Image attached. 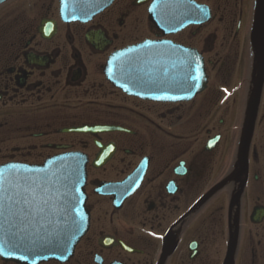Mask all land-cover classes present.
I'll return each instance as SVG.
<instances>
[{
	"label": "flooded vegetation",
	"instance_id": "1",
	"mask_svg": "<svg viewBox=\"0 0 264 264\" xmlns=\"http://www.w3.org/2000/svg\"><path fill=\"white\" fill-rule=\"evenodd\" d=\"M61 7L0 3V167L85 158L88 231L63 264H264V0H112L85 22ZM147 42L198 56L203 90L150 101L106 81Z\"/></svg>",
	"mask_w": 264,
	"mask_h": 264
},
{
	"label": "water",
	"instance_id": "2",
	"mask_svg": "<svg viewBox=\"0 0 264 264\" xmlns=\"http://www.w3.org/2000/svg\"><path fill=\"white\" fill-rule=\"evenodd\" d=\"M74 2L62 0V18L69 15L70 20L85 22L112 0H92L91 5L88 0ZM155 48L153 43L147 42L112 55L103 70L106 81L130 96L150 101L184 102L203 90L206 79L198 56L173 45H163L158 53ZM75 131L88 132V127ZM85 165L81 155H61L40 167L19 164L0 167V184L4 189L0 193V237L10 249L7 233L15 224L17 230H26L22 235L34 241L28 245L31 251L20 248L13 256H0L2 262L63 264L72 258L88 231ZM25 180L34 182L31 193L26 192ZM37 202L39 217H26V203L32 207ZM22 254L28 259H20Z\"/></svg>",
	"mask_w": 264,
	"mask_h": 264
},
{
	"label": "snow or ice",
	"instance_id": "3",
	"mask_svg": "<svg viewBox=\"0 0 264 264\" xmlns=\"http://www.w3.org/2000/svg\"><path fill=\"white\" fill-rule=\"evenodd\" d=\"M26 185V192L31 193L32 191V183L28 180L23 182ZM4 189L2 184H0V193H3ZM27 195L25 197V201L27 202ZM13 230L7 233V244L10 246V249L5 247L4 240L0 237V256H13L15 251H18L20 248H26L28 251H31V248L28 247L30 243H34V241L29 240L26 236L22 235L25 232V229L17 230L16 225L13 224ZM22 260H27L28 256L22 254L20 257Z\"/></svg>",
	"mask_w": 264,
	"mask_h": 264
}]
</instances>
